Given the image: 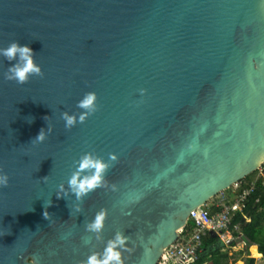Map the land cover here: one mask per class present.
<instances>
[{
  "label": "water",
  "instance_id": "95a60500",
  "mask_svg": "<svg viewBox=\"0 0 264 264\" xmlns=\"http://www.w3.org/2000/svg\"><path fill=\"white\" fill-rule=\"evenodd\" d=\"M13 41L41 75L6 79L23 62L0 54V264H86L117 233L123 264H158L264 163V0H0ZM86 157L106 168L77 198Z\"/></svg>",
  "mask_w": 264,
  "mask_h": 264
},
{
  "label": "built area",
  "instance_id": "2783aa9c",
  "mask_svg": "<svg viewBox=\"0 0 264 264\" xmlns=\"http://www.w3.org/2000/svg\"><path fill=\"white\" fill-rule=\"evenodd\" d=\"M259 174L264 172V163L257 169ZM253 178L250 182L239 181L227 190L212 198L213 208L208 202L193 209L186 226L178 231L177 240L165 249L158 264H191L199 259L203 250V239L208 234L218 237H230L231 233L239 230L238 224L232 226L236 213H243L250 194L254 189ZM210 200V201H211ZM245 217V215H244ZM246 218V217H245ZM248 221L249 219L246 218ZM230 234V236H229Z\"/></svg>",
  "mask_w": 264,
  "mask_h": 264
},
{
  "label": "clouds",
  "instance_id": "9594fccd",
  "mask_svg": "<svg viewBox=\"0 0 264 264\" xmlns=\"http://www.w3.org/2000/svg\"><path fill=\"white\" fill-rule=\"evenodd\" d=\"M0 54L4 55L9 60H12L18 56L23 62L22 64L10 66L9 72L5 76L6 79L15 80L18 84H23L27 82L29 75H41V68L38 64L34 63L32 49L29 46L19 45L17 42L13 41L8 45L7 48L0 49ZM94 99V94H88L87 97L81 101L80 106L82 108H90ZM83 118L84 117L81 116V120H83ZM65 119L67 125H71L74 122L73 118L71 116H67L66 114ZM44 139L45 132L43 129H41L34 138V142H42ZM80 166H94L95 173L92 177L85 180H78L76 174H73V176L70 177L69 185L75 191L77 198L86 194L87 191L100 185L102 173L106 168V164L104 162L99 160L93 161L87 157L83 159ZM8 182V175L6 173L0 172V187H6ZM44 216L47 218V211L44 212ZM103 219L104 213L101 211L97 214L96 218L89 225V227L94 231H99L102 227ZM4 234V231H0V236H3ZM126 239V237H123L120 233H117L115 239L110 240L107 243L103 257L98 258L96 254H92L89 256L86 264H123L119 249L124 247Z\"/></svg>",
  "mask_w": 264,
  "mask_h": 264
},
{
  "label": "trees",
  "instance_id": "16d2710c",
  "mask_svg": "<svg viewBox=\"0 0 264 264\" xmlns=\"http://www.w3.org/2000/svg\"><path fill=\"white\" fill-rule=\"evenodd\" d=\"M252 174L242 181L250 182ZM244 215L249 219L248 221ZM189 224L188 222L187 226ZM235 224H238L239 230L233 233L239 236L246 246H251V253L254 256L260 255L264 264V180L262 176L254 181L253 192L248 198L243 213L238 212L233 218L232 226ZM216 238L211 234L204 237L203 250L199 259L191 264H223L226 254H223L220 248L215 247ZM240 264H255V259L247 257Z\"/></svg>",
  "mask_w": 264,
  "mask_h": 264
},
{
  "label": "rangeland",
  "instance_id": "374dc122",
  "mask_svg": "<svg viewBox=\"0 0 264 264\" xmlns=\"http://www.w3.org/2000/svg\"><path fill=\"white\" fill-rule=\"evenodd\" d=\"M263 177L264 180V172L262 175L259 174V171H255L252 174L253 178H259ZM230 236V234H229ZM231 240H228L230 237H222L221 240L218 241V243H215V247H218L221 249V252L223 254H226V257L223 259V264H240L242 263L245 258L252 257L255 259V264H263V261L260 257V255L254 256L251 253L250 247L246 246L244 242L241 240L239 236H237L235 233H231Z\"/></svg>",
  "mask_w": 264,
  "mask_h": 264
},
{
  "label": "crops",
  "instance_id": "0c3cea01",
  "mask_svg": "<svg viewBox=\"0 0 264 264\" xmlns=\"http://www.w3.org/2000/svg\"><path fill=\"white\" fill-rule=\"evenodd\" d=\"M213 205H214L213 200L209 201L208 204H207V206H208L209 208H213ZM211 235L215 236L214 234H211ZM216 237H217V238H216V243H218V241L221 240L222 237H221V238L218 237V236H216ZM243 242H244V241H243ZM244 244H245V243H244Z\"/></svg>",
  "mask_w": 264,
  "mask_h": 264
}]
</instances>
